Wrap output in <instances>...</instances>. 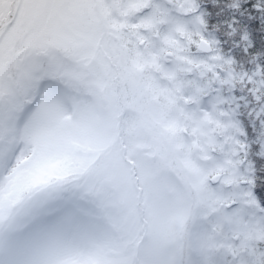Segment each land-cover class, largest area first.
Returning <instances> with one entry per match:
<instances>
[{
    "label": "rangeland",
    "instance_id": "obj_1",
    "mask_svg": "<svg viewBox=\"0 0 264 264\" xmlns=\"http://www.w3.org/2000/svg\"><path fill=\"white\" fill-rule=\"evenodd\" d=\"M8 1L0 0V27L9 20ZM182 1L19 0L0 40V229L7 228L0 239L10 238L0 242V264H183L190 248L186 264H232L207 255L205 235L216 231L236 239L239 233L225 229L229 223L241 225L245 236L255 229L239 222L235 210L214 213V199H225L222 188L212 189L200 163L191 162L207 148L180 133L187 126L197 134L200 118L183 109L171 117L174 100L149 71L174 76L153 55L171 62L169 44L186 45L173 42L183 28L180 18L162 15ZM141 10L146 12L137 15ZM19 35L39 50L19 48L18 40L13 43ZM46 44L49 52L63 47L64 63L42 51ZM111 65L118 69L112 74L118 90L106 87ZM182 111L190 115L187 122L178 117ZM127 124L132 163L125 170L118 138ZM114 144L117 150L108 156ZM32 184L31 211L11 223L9 200H20V191ZM198 212L204 221L196 219ZM202 224L212 226L208 233ZM150 226L151 238L134 243ZM227 248L233 252L237 245L227 242Z\"/></svg>",
    "mask_w": 264,
    "mask_h": 264
},
{
    "label": "trees",
    "instance_id": "obj_2",
    "mask_svg": "<svg viewBox=\"0 0 264 264\" xmlns=\"http://www.w3.org/2000/svg\"><path fill=\"white\" fill-rule=\"evenodd\" d=\"M213 2L214 0H184L177 7H172L174 8V15L178 16L183 24L182 31L177 36L184 37L183 40L178 42L186 45L178 48L177 44H169L171 48L168 51L172 52L173 60L167 66L172 67L173 77L162 76L159 71H155L153 68L149 71L155 76H159V82L156 83L163 87L174 100V103L169 107L171 117L175 111L183 109L190 111L192 116L200 118L201 131L194 134L186 126V128L181 129L180 133L183 136L181 137L182 140L199 139L202 145L207 148L208 152L206 151L203 158H196L191 162L200 163L203 169L202 173L205 176L204 181L212 189L216 186L222 188L220 192L225 199L223 201L214 199V213L218 212L222 216L227 214L228 211L235 210L234 213L239 222H251L249 226L255 229L251 236H245L238 231L241 225L229 223L225 226V229L240 235L233 239L232 235L227 238L219 237L216 231V233H208L209 227L212 228V226L202 224V233H208L204 237L206 239L204 243L207 255L213 257V253L218 254L225 261L228 260L232 264L243 259L248 264H264V68L261 67V65H264V51L250 55H232L230 49L227 51L223 49L216 36L223 25L212 24L210 28L209 12L202 7ZM244 2L246 0H232V7L238 9L239 5ZM6 4V10L10 11V15L9 20L0 27V40L14 21L19 0H9ZM168 12L166 10L164 15L171 17ZM227 27L231 31L223 34L229 38L236 32L242 31V26L234 28L232 24H228ZM16 31L18 32V28ZM22 37L21 35L15 36L13 43L18 40L19 48L32 50L36 46L35 49L39 50L37 45L27 43L24 38L22 40ZM199 38L209 43L211 47L209 54L196 52L194 45ZM244 39H247V34H245ZM47 44L42 51L51 53L49 56L53 59L61 60L59 56H62L61 50L63 47H53L49 52L50 48L47 47ZM250 47L251 44L249 43L244 48L245 53ZM74 50L76 48L71 51ZM151 51L157 50L151 49ZM153 57L155 61L162 63V56L153 55ZM172 63L175 64V67ZM162 65L166 66L164 63ZM109 67L112 68L109 72L110 76L107 72L104 76L106 87L118 90L121 87L120 81L112 76L113 73H117L118 69L116 65ZM214 74L217 77H213ZM115 86L116 88H113ZM69 95V99H72L73 89L71 87L69 88ZM206 115L207 117H205ZM178 117L185 122L190 119V115L183 111ZM213 120H216L218 125ZM130 129H132L131 124H127L124 129L126 131L118 138L122 145L120 149L122 162H119V164L123 167L124 164L130 166L132 163L127 158L132 143L130 132H128ZM197 135L198 137H196ZM115 148H117L116 144L108 150V156L117 150ZM172 149H174L173 156L178 157L180 155L178 147L173 145ZM192 153L194 157H197L199 150L193 146ZM140 157L146 158V154L141 152ZM214 174L221 175V179L216 184L211 180ZM70 176L71 174H64L66 178ZM173 180L179 184L178 180L174 178ZM24 187L23 191H20V200L17 199V202L14 199L9 200L8 214L11 223L18 224L24 219L23 212L25 209H28L26 217L28 212L31 211L26 205L27 197L34 192L35 186L32 184ZM120 188L124 189L123 186H120ZM210 190L208 187V191ZM123 196L128 199V196ZM194 197L196 199L195 194ZM149 198H153L154 204H157L158 198L153 195ZM243 210H249L250 213L243 214ZM199 212L195 216L196 219L204 221ZM172 213L173 211H169L167 218ZM32 214L34 215V212ZM148 220L147 223H149ZM6 229L1 227L0 236ZM150 232H152L151 226L147 236L138 237L134 243L137 244L150 239ZM242 238L244 244L240 240ZM1 239L0 242L10 241L7 240L10 238ZM227 242L237 245V248L233 252H229ZM242 245H244V248L241 247ZM192 254L193 249L190 248L188 253L183 256L185 260L183 264H186L187 255L190 259Z\"/></svg>",
    "mask_w": 264,
    "mask_h": 264
},
{
    "label": "snow or ice",
    "instance_id": "obj_3",
    "mask_svg": "<svg viewBox=\"0 0 264 264\" xmlns=\"http://www.w3.org/2000/svg\"><path fill=\"white\" fill-rule=\"evenodd\" d=\"M209 12L212 24L223 25L216 33L220 46L231 50L232 55H250L264 51V0H246L239 8L232 7V0H214L213 3L203 5ZM232 24L234 28L242 26L230 38L223 33L231 31L227 25ZM247 34V39H244ZM251 44L245 53L244 48ZM264 68V65H261Z\"/></svg>",
    "mask_w": 264,
    "mask_h": 264
},
{
    "label": "water",
    "instance_id": "obj_4",
    "mask_svg": "<svg viewBox=\"0 0 264 264\" xmlns=\"http://www.w3.org/2000/svg\"><path fill=\"white\" fill-rule=\"evenodd\" d=\"M167 2H169L170 0H166ZM196 49L200 52H204V53H209L211 51L208 43L203 40V39H200L197 44H196ZM217 176H213L212 177V180L215 181Z\"/></svg>",
    "mask_w": 264,
    "mask_h": 264
},
{
    "label": "flooded vegetation",
    "instance_id": "obj_5",
    "mask_svg": "<svg viewBox=\"0 0 264 264\" xmlns=\"http://www.w3.org/2000/svg\"><path fill=\"white\" fill-rule=\"evenodd\" d=\"M109 35V34H108Z\"/></svg>",
    "mask_w": 264,
    "mask_h": 264
}]
</instances>
